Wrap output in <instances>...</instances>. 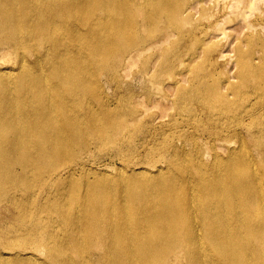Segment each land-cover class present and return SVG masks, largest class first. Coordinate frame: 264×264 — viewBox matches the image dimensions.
<instances>
[{"label": "bare ground", "instance_id": "1", "mask_svg": "<svg viewBox=\"0 0 264 264\" xmlns=\"http://www.w3.org/2000/svg\"><path fill=\"white\" fill-rule=\"evenodd\" d=\"M233 1L229 6H247ZM181 6L184 0H0V60L10 63L0 66V204L11 206L12 217L11 228L0 234V264H264V170L255 165L263 156L242 149L236 154L237 147L228 144L226 156L213 157L206 171L212 182L206 186L198 157H180L178 148L174 157L182 167L119 168L106 197L101 196L104 177L94 180L95 189L89 187L94 182L87 184L83 204L61 192L68 178L63 173H73L66 162L78 157L72 147L85 144L77 125L84 122L93 135L105 133L96 127L82 93L85 84L97 86L104 70L117 73L109 44L122 40L125 48L131 31L133 43L122 53L130 60H124L127 65L155 48L161 62L174 68L175 43L198 28L191 6ZM140 29L148 36L162 35L146 47ZM110 33L118 37L108 38ZM164 42L169 44L161 46ZM250 52L237 53L238 74L263 78L264 63ZM183 67L188 73L190 66ZM223 82L235 94L230 81ZM168 90L163 99L172 94L183 107L195 103L198 108V64L192 74L173 79ZM212 94L224 98L218 115L233 113L237 124L264 114L259 92L255 102L246 98L237 109L217 85L202 95ZM249 134L262 147L264 131ZM52 188L59 190L58 198L40 199Z\"/></svg>", "mask_w": 264, "mask_h": 264}, {"label": "rangeland", "instance_id": "2", "mask_svg": "<svg viewBox=\"0 0 264 264\" xmlns=\"http://www.w3.org/2000/svg\"><path fill=\"white\" fill-rule=\"evenodd\" d=\"M186 1L184 0V6L181 7H185L187 4L191 6L188 10L192 11L193 20L197 24L192 20L193 25L198 28L194 32L196 34L185 35L182 43H175L174 47L178 46L179 48L177 47V50L174 48V53L176 51L173 58L174 68L170 69L166 63H162L164 58L160 51L159 54L157 53L155 48L146 49L147 51L137 57L138 59L136 58L137 61L131 62L130 66L127 65L130 64L128 63L130 60L129 58L125 60L127 56L122 53L127 51L133 43L134 35L133 32L129 31L125 48L122 40L109 44L114 63H117L115 76H113L114 74L111 75L108 70L107 72L104 70V73L102 72L96 78V87L87 84L83 86L85 92L82 94L86 98L85 107L88 113H92L96 127H104L105 133L103 136L93 135L88 133L84 122L77 125L85 144L73 145L75 156L78 157L74 161L66 162V165L73 168V173L70 175L63 173L68 178L61 186V192L72 194L76 204L84 203L87 199L85 197L87 184L94 182L96 178H107L101 185V196L106 197L108 190L113 185L110 180L119 176V168L138 171L146 164L152 169L154 164L164 167L165 165H172L174 168L182 167V164L177 163L174 157L175 150L178 148L181 150L180 157H198V167L204 171L205 176L208 167L213 165V157L226 156V147L229 145L237 147L236 154L242 149V151L246 150L245 152L250 156H263L262 162L260 161L259 164L256 163L255 165L264 170V144L262 145L263 148H258L256 138L253 140L251 136L252 139H250L249 134L264 131V114L257 116L258 120L253 123H250L247 118L244 121L246 124H237L233 113L218 115L217 107H220L224 99L222 96L212 94L208 98H203V95L209 94L211 87L217 85L218 89L220 88L232 101V109H237L247 102V99L255 102L256 92L264 94V77L257 79L251 77L250 74L241 77L238 74L239 66L236 60L238 52L251 51L250 55H254L255 60L264 63V0H251L254 2L249 7L247 3L249 0H242L247 6L240 7L239 5L238 8L229 6L234 2L233 0H204L205 2L200 0L195 8H193V4L197 0ZM241 11L246 14L241 13L245 17L240 14ZM136 16V19L143 20L138 14ZM225 16L226 18H224ZM185 28L189 29L190 24L186 23ZM139 31L138 34H141L139 37L143 38L146 47L162 35V32H158L155 33L157 36L154 34L155 37L153 35L150 37L146 33L147 30L144 29L145 33L143 29ZM195 35L198 37L197 40L194 38ZM107 36L108 38L118 37L117 33H110ZM174 37L177 38V35L170 36L173 40ZM186 39L189 40L186 41ZM186 42L187 44H185ZM168 44L169 42H164L161 46ZM193 55H198L196 60H193ZM141 56L144 59H141ZM181 57L184 63L179 65ZM121 60L123 63L127 61V64L124 65ZM161 60L163 61L161 62ZM2 61L0 60V66L10 64L2 63ZM197 64L198 89H200L198 91V108L197 106L194 107L195 103L188 108L183 107L182 101L177 100V97L172 94H169V99H163L162 93L166 91L170 93L168 86L171 81L177 78L180 80L183 76L187 77L192 74V69ZM182 65L190 66V70L187 71L189 74L182 71L184 68ZM120 67L121 70H119ZM226 80L230 81V86H233L235 94L231 93V88L228 90L223 86V81ZM181 82L184 85L188 84L183 80ZM194 82L197 81L194 80ZM203 88L206 90L204 91ZM243 92L246 93L243 94ZM96 95L97 100L95 99ZM256 103L257 105L261 104L258 100ZM161 107L165 108L163 116L161 115L163 113V109L160 110ZM107 110L115 115L106 117L105 112ZM190 110H196V113L192 114ZM233 132L236 134L232 135ZM107 136L109 140H107ZM225 138L226 140H224ZM224 148L226 149L224 150ZM259 149H262V152ZM131 166L134 167L131 168ZM211 182V178L207 175L206 186H209ZM98 185L94 182L89 187L95 189ZM52 189L50 193L43 192L40 199L47 198L46 200L51 203L58 198L59 190ZM9 209H11L9 204L0 206V234L11 228L12 217L7 212ZM41 217L46 218V214H41ZM47 226L50 227V224L47 223ZM18 249L20 250V247Z\"/></svg>", "mask_w": 264, "mask_h": 264}]
</instances>
